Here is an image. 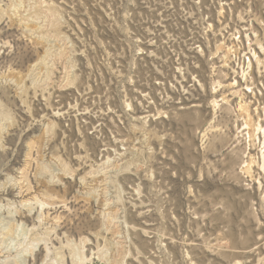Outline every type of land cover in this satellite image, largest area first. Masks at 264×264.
<instances>
[{"label": "rangeland", "instance_id": "obj_1", "mask_svg": "<svg viewBox=\"0 0 264 264\" xmlns=\"http://www.w3.org/2000/svg\"><path fill=\"white\" fill-rule=\"evenodd\" d=\"M0 264H264V0H0Z\"/></svg>", "mask_w": 264, "mask_h": 264}]
</instances>
